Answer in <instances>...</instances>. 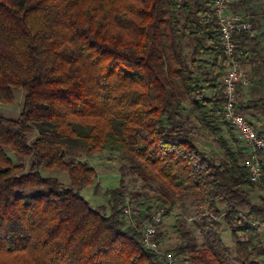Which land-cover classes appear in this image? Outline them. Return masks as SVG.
Instances as JSON below:
<instances>
[{
  "label": "trees",
  "instance_id": "obj_1",
  "mask_svg": "<svg viewBox=\"0 0 264 264\" xmlns=\"http://www.w3.org/2000/svg\"><path fill=\"white\" fill-rule=\"evenodd\" d=\"M215 1L0 0V104L15 89L25 96L19 118L0 114V264L159 263L123 216L125 188L111 190L110 213L81 195L97 172L79 151L120 154L157 187L164 219L189 204L202 240L180 224L170 251L181 263L236 264L223 220L239 262L264 264L249 222L264 220V199H249L259 183L250 156L222 137L233 130ZM251 37L235 35L239 45ZM203 133L217 138L218 156L197 145ZM43 169L66 173L69 186Z\"/></svg>",
  "mask_w": 264,
  "mask_h": 264
},
{
  "label": "built area",
  "instance_id": "obj_2",
  "mask_svg": "<svg viewBox=\"0 0 264 264\" xmlns=\"http://www.w3.org/2000/svg\"><path fill=\"white\" fill-rule=\"evenodd\" d=\"M234 0H216L214 10L220 27L222 45L228 61V69L223 78V94L225 96L224 120L230 128L243 140L244 148L250 157L245 165L252 182L260 183L264 168V137L260 136L254 123L239 108V87L248 85L242 69L241 57L243 49L236 42L235 35L241 32L256 35L253 24L239 14L228 13V7ZM166 209L161 206L140 208L134 200L125 196L123 216L126 222L134 227L142 236L144 247L155 254L158 264H182L181 258L163 247L159 234L164 224ZM250 224L259 229L264 238V220L251 219Z\"/></svg>",
  "mask_w": 264,
  "mask_h": 264
},
{
  "label": "rangeland",
  "instance_id": "obj_3",
  "mask_svg": "<svg viewBox=\"0 0 264 264\" xmlns=\"http://www.w3.org/2000/svg\"><path fill=\"white\" fill-rule=\"evenodd\" d=\"M24 93L20 89L14 90V102L11 105L0 104V114L4 117L10 119L19 118L23 105H24ZM38 136L37 131H32L29 134L30 141L34 140ZM202 142L205 145L202 147L208 152L209 155L218 156L219 143L216 140H205ZM216 149V151H215ZM218 150V151H217ZM77 161H87L91 166H93L97 172V178L92 186H87L81 189V195L91 204V206L96 209L99 206H105L108 208V213H110L111 206V190L114 189H124L125 196L133 198L135 205L138 206V203H142L145 200L150 201L149 205H155L156 201L153 199V196L157 194V187L153 184H147L139 180L134 173L131 171V165L128 161L124 160L118 153H104L101 156H95L86 158L82 152H77L74 156ZM17 162H25L29 164L31 160L29 159H17L14 158ZM42 176L45 178H56L69 186V177L66 173L60 172L58 170L49 171L46 169L41 170ZM186 209H175L166 217L163 227L166 230L163 234V247L167 251L174 250L175 246L178 244V230L180 224L185 225L191 233L198 239L201 244V234L200 230L197 229L195 225L196 216L193 213V210L188 206L186 202ZM139 207V206H138ZM247 210V209H246ZM222 220V219H221ZM221 237H223L225 243H229V246L232 248L234 255L235 263L241 264L236 257L235 246L231 239V233L227 230L225 224L222 220L221 227ZM166 244H165V242ZM183 264V263H182Z\"/></svg>",
  "mask_w": 264,
  "mask_h": 264
},
{
  "label": "crops",
  "instance_id": "obj_4",
  "mask_svg": "<svg viewBox=\"0 0 264 264\" xmlns=\"http://www.w3.org/2000/svg\"><path fill=\"white\" fill-rule=\"evenodd\" d=\"M228 13L239 14L249 20L256 33L254 37L240 45L243 49L242 69L248 85L239 87V104L242 113L254 123L260 136L264 137V0H234L228 7ZM203 58L209 63L214 61L211 54ZM222 80L223 78L219 81L222 83ZM222 137L234 150L243 149L247 155L249 154L244 148L243 140L236 132L224 130ZM209 139L217 141V138L203 133L197 142L200 149L205 152L206 150L202 147L205 144L202 142ZM260 181L259 185L249 192V199L253 205L261 204L264 199V175ZM165 231L162 227V234ZM225 244L229 246L228 242ZM262 244L264 246L263 238Z\"/></svg>",
  "mask_w": 264,
  "mask_h": 264
}]
</instances>
